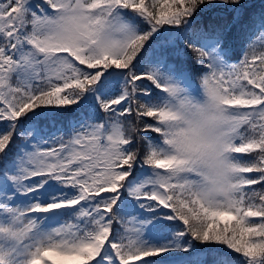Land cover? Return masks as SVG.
I'll list each match as a JSON object with an SVG mask.
<instances>
[{"label": "snow or ice", "instance_id": "snow-or-ice-1", "mask_svg": "<svg viewBox=\"0 0 264 264\" xmlns=\"http://www.w3.org/2000/svg\"><path fill=\"white\" fill-rule=\"evenodd\" d=\"M0 264H264V0H0Z\"/></svg>", "mask_w": 264, "mask_h": 264}]
</instances>
